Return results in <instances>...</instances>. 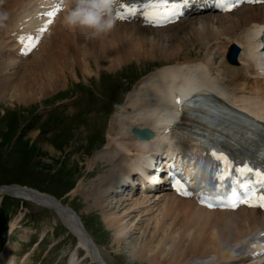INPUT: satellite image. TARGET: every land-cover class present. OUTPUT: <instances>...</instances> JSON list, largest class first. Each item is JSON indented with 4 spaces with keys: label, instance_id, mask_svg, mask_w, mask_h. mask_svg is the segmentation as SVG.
Here are the masks:
<instances>
[{
    "label": "bare ground",
    "instance_id": "1",
    "mask_svg": "<svg viewBox=\"0 0 264 264\" xmlns=\"http://www.w3.org/2000/svg\"><path fill=\"white\" fill-rule=\"evenodd\" d=\"M46 5L48 2L43 0H0V12L8 14L0 26V103L11 102V108L33 103L62 88L68 75L77 79L78 70L88 79L122 62L151 60L161 64L128 93L121 110L111 117L103 149L89 163L92 168L93 160L103 159L108 174L104 189L100 186L103 181L99 185L88 183L87 187L79 181L73 189L76 194L91 193V197H84L100 209L106 226L114 231L113 243L119 246L134 228L144 227L141 242L131 252V257L142 264H264L261 258L247 263L249 256L244 253L252 239L264 231V212L259 210H208L163 191L155 197L144 194L128 197L127 203H108V196L118 193V185L128 181L132 165H146L154 155L168 149L171 137L202 128L201 123L190 118L194 111L186 102L190 96L208 97L209 92H214L221 102L227 101L264 121V57L257 40L264 30V5L190 16L164 28L115 21L111 30L94 35L91 29L69 28L64 23L75 6L73 0H65L64 9L43 34L37 49L19 63L12 50L15 45L11 33L18 27L23 31L29 26L38 29L47 25L48 19L39 16ZM118 39L120 47H114ZM232 42L241 48L236 66L219 59ZM195 49H204V54L194 55ZM142 128L151 130L153 137L140 140L132 133ZM219 132L228 141L240 142V131ZM28 136L26 141L35 134ZM186 143L193 158L206 157L204 141L190 136ZM41 150L58 156L54 146L44 145ZM8 187L9 195L54 210L75 235L91 264H108L73 208L33 188ZM3 193L0 189V195ZM146 226L152 231H147ZM210 253V260H194ZM8 254L0 255V264H15ZM69 264H81L75 253Z\"/></svg>",
    "mask_w": 264,
    "mask_h": 264
},
{
    "label": "rangeland",
    "instance_id": "2",
    "mask_svg": "<svg viewBox=\"0 0 264 264\" xmlns=\"http://www.w3.org/2000/svg\"><path fill=\"white\" fill-rule=\"evenodd\" d=\"M115 42L114 47H120V39ZM197 52L202 56L204 49H195L194 55ZM160 65L151 60L122 62L111 71L96 72L88 79L78 70L77 79L68 75L62 88L33 103L14 108L11 102L0 103V185L33 188L73 208L108 264H142L131 257V252L141 242L144 227L134 228L132 235L118 246L113 243L114 231L106 226L100 209L86 200L91 193H85L84 197L73 189L79 181L85 187L103 181L100 186L104 189L108 174L103 159L93 160L92 168L89 163L106 143L113 112L124 105L136 83ZM32 133L35 136L30 139L33 143L30 146L25 138ZM44 145L54 146L58 156L43 152ZM3 194L0 195V255L7 256L4 252L12 250L16 264H21L25 254V264H69L75 253L81 264H91L75 235L54 210ZM108 197L112 205L134 198L126 193ZM146 228L152 231L151 227ZM212 258L210 253L194 260Z\"/></svg>",
    "mask_w": 264,
    "mask_h": 264
},
{
    "label": "snow or ice",
    "instance_id": "3",
    "mask_svg": "<svg viewBox=\"0 0 264 264\" xmlns=\"http://www.w3.org/2000/svg\"><path fill=\"white\" fill-rule=\"evenodd\" d=\"M120 0H114L115 4H118ZM191 0H145V2L138 7L128 6L125 8L123 13H117V19H128L134 17L138 10L140 14L143 15L146 23L152 24L153 26H163L166 22H174L173 17H178L181 14V8L186 7ZM231 0H216V5L223 11H230L231 8L228 6ZM121 7H125L121 4ZM60 9L59 7L55 8L54 11L47 13L48 16H54L56 12ZM52 21L49 20L50 24ZM27 38L21 37L20 40L23 42ZM35 45L33 43H26L25 50H31ZM26 54V51H25ZM213 157L222 162L226 169L231 167L230 162L228 161L227 156L223 153H212ZM236 172L240 173L243 176H247L250 173H253L257 180L253 183L259 185L260 189H264V172L256 171L254 172L253 168L244 165L243 167H238L234 169ZM241 188L244 191L237 193L236 191L232 192V202L226 206L235 208L240 203L248 204L250 207H260L264 208V192H261L260 195H257V189L255 187L250 186V184H241ZM177 191L182 195H191L190 192L185 190L183 186H177ZM243 197V198H242ZM204 202L203 200L201 201ZM208 207H212V204H208Z\"/></svg>",
    "mask_w": 264,
    "mask_h": 264
},
{
    "label": "clouds",
    "instance_id": "4",
    "mask_svg": "<svg viewBox=\"0 0 264 264\" xmlns=\"http://www.w3.org/2000/svg\"><path fill=\"white\" fill-rule=\"evenodd\" d=\"M75 6L64 18L69 28L91 29L93 34H100L111 30L115 25L112 10L114 0H73ZM6 12H0V26L7 18Z\"/></svg>",
    "mask_w": 264,
    "mask_h": 264
},
{
    "label": "water",
    "instance_id": "5",
    "mask_svg": "<svg viewBox=\"0 0 264 264\" xmlns=\"http://www.w3.org/2000/svg\"><path fill=\"white\" fill-rule=\"evenodd\" d=\"M134 133L137 134V136L139 138H147V137H150L151 136V133L146 130V129H143V130H134ZM8 186H0V189L2 190V192L4 193H8Z\"/></svg>",
    "mask_w": 264,
    "mask_h": 264
}]
</instances>
